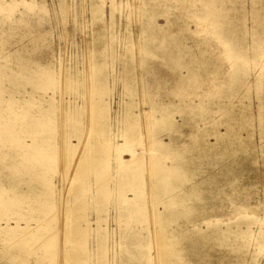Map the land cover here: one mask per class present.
Segmentation results:
<instances>
[{"label": "rangeland", "instance_id": "1", "mask_svg": "<svg viewBox=\"0 0 264 264\" xmlns=\"http://www.w3.org/2000/svg\"><path fill=\"white\" fill-rule=\"evenodd\" d=\"M150 1L0 0V264H264V0L172 7L177 46L151 60ZM161 103L173 124L146 125ZM148 156L184 169L172 207Z\"/></svg>", "mask_w": 264, "mask_h": 264}, {"label": "bare ground", "instance_id": "2", "mask_svg": "<svg viewBox=\"0 0 264 264\" xmlns=\"http://www.w3.org/2000/svg\"><path fill=\"white\" fill-rule=\"evenodd\" d=\"M157 1L158 0H151L150 1V4H151V6H145V7H142V8H139V9H134V11H136V12H138L137 14H138V16L140 17V19L142 20V23H143V25H142V27H141V32L142 33H144L143 35H145L144 37H145V45H144V49L141 51V52H143V54H144V56L142 57L143 59H152L154 56H157V58H166V57H168V56H170V55H172L173 54V52H174V45H176L177 46V44H176V40L173 38V37H171V36H166V37H161L162 35L161 34H163L162 32H163V28H165L166 26H169L170 25V21H169V18H171V9H172V7H174V8H179V9H182L183 7V5L184 4H187V3H189V4H187L188 6H185V8H191L192 9V11H197V12H202V13H213V12H218V11H221V10H219L218 8H214L213 6H210V3L209 2H202L201 3V7H195L193 4L194 3H192V1H190V0H161L162 1V4L161 5H157ZM203 4V5H202ZM141 6V5H140ZM139 6V7H140ZM151 7H155L156 9H153V8H151ZM173 8V9H174ZM224 11V10H223ZM152 17H164L165 18V23H164V25L163 26H160V25H158V24H156V20H154V21H152V22H145L146 20H148V19H150V18H152ZM209 19H208V18ZM203 18H207L208 20H210V18L211 19H216V18H221V19H224V18H226L227 19V17L226 16H221V17H218V16H203L202 17V19ZM156 19V18H155ZM97 20V19H96ZM145 20V21H144ZM95 21V20H94ZM100 23V22H99ZM204 24V23H203ZM202 24V25H203ZM207 24V23H206ZM96 25H97V23H96ZM201 25V26H202ZM93 26H94V23H93ZM2 27V26H1ZM206 27H214L213 25H208V26H206ZM100 29V28H99ZM102 30V29H101ZM100 30V31H101ZM100 33V32H99ZM104 33V32H103ZM161 35V36H160ZM164 35V34H163ZM98 36V35H97ZM101 35H99V37H100ZM157 36H160V38H158L157 39ZM102 38V37H101ZM100 38V39H101ZM96 39V38H95ZM98 39V38H97ZM104 39V38H103ZM8 41V40H7ZM98 41H100L101 42V40H98ZM97 41V42H98ZM103 41V40H102ZM9 42V41H8ZM131 42V41H130ZM103 43H104V41H103ZM96 44V43H95ZM97 46L99 47V45L97 44ZM100 46L101 47H104L105 45L104 44H100ZM101 47H99V48H101ZM131 47V46H130ZM140 51V50H139ZM129 52V51H128ZM259 55V54H258ZM87 60V59H86ZM260 61V60H259ZM96 62V61H95ZM97 62H98V59H97ZM153 62V61H152ZM32 63V62H31ZM175 63V62H174ZM260 63V62H259ZM93 64V63H92ZM154 65V64H153ZM152 65V66H153ZM259 65V64H258ZM151 66V65H150ZM177 66V63H175L174 65H173V67H174V69H175V67ZM262 68L264 67V63H263V61H262V63H261V65H260ZM96 67L98 68L99 66H98V63H96L95 65H94V68L96 69ZM154 67H158V66H154ZM89 68H90V70H91V68H92V66L91 65H89ZM34 69V68H33ZM35 71V70H34ZM93 71H94V73L93 74H95V70L93 69ZM91 75H92V72H91ZM42 72H39V71H35L34 72V78L35 79H39L40 81H41V83H42V80H43V78H42ZM88 77V76H87ZM93 82H95V81H93ZM176 82H177V91H174L173 92V95L174 96H178L179 95V92H178V85H179V80H176ZM44 83H45V81H44ZM97 84H99V83H97ZM85 86V89H86V92L87 91H89L90 92V83L89 82H87V85L86 84H84ZM93 86V85H92ZM96 86V85H95ZM97 86H99V85H97ZM93 88H94V86H93ZM92 88V89H93ZM88 92V93H89ZM169 105L170 104H165V103H161L160 105H154L153 107H152V110L150 109V111H148L147 113H146V115H149V117L146 119V121H147V123H145L146 125H148V126H154V127H158L159 129H161V128H163V127H165V126H171L172 124H173V120L171 119V117H172V114H173V112H171L170 111V109H169ZM160 106H165V107H161V109H160ZM79 109V107H76V110H78ZM170 111V112H169ZM132 114V113H131ZM156 114H160V115H162V117L160 118V119H158L157 117H155V115ZM141 115V114H140ZM143 116L145 115V112H143V114H142ZM141 115V116H142ZM78 116V115H77ZM88 116V115H87ZM129 116H131V115H129ZM136 116V115H135ZM139 117V116H138ZM89 118V117H88ZM134 118V116H131V120H130V118H129V127L131 126V123H130V121H132V119ZM92 120V119H91ZM137 120V119H136ZM145 121V122H146ZM137 122V121H136ZM142 124V123H141ZM133 126V125H132ZM143 126V125H142ZM133 128V127H132ZM132 128L131 129H129L128 131H127V134L126 135H121L120 137H121V139L123 138V137H125V139H124V141H123V143L122 144H116V147H122V146H124L125 144H127V141H128V136H131L132 134L136 137V135H135V133H134V131L132 130ZM147 131V130H146ZM150 135H151V133H150ZM140 136V135H139ZM142 137V136H141ZM140 137V138H141ZM148 137V136H147ZM217 137V136H216ZM137 138V137H136ZM217 139V138H216ZM104 140H105V142H109V140H110V138L108 137V136H106V137H104ZM135 140V139H134ZM206 143V142H205ZM152 144L154 145V146H156V147H158V148H166V147H168L170 144H171V140H169V142L168 143H165V142H163L161 139H159V138H157L156 140H154L153 142H152ZM209 145V144H208ZM207 145V146H208ZM264 145V144H263ZM262 145V147H264ZM72 147H74V146H72ZM117 149V148H116ZM147 150V149H146ZM264 150V149H263ZM36 151V150H35ZM38 152H39V149L37 150ZM155 151H156V149H155ZM261 151H262V148H261ZM28 152V151H27ZM145 152V151H144ZM158 152V151H157ZM175 152V151H174ZM178 152V151H177ZM165 154V153H164ZM164 154L162 153V154H159V156H161V157H164ZM167 155L166 156H172L173 158H175V159H179V156H180V154H178V155H176V154H169V152L168 153H166ZM44 156V155H43ZM159 156H152L151 158L148 156V168L150 169V172H151V174H150V176H155V178L153 177V183H154V187L155 188H157L158 189V195H159V199L160 200H164V199H167V201L169 200V199H171V201H169L168 203H167V205L168 206H170V207H172L173 206V204H175V203H178L179 202V200H182V196L180 197V193H181V191H179L178 193L176 192L177 191V188H179L178 187V184H176L175 182L174 183H172L174 180H175V176H178V175H181V172L183 171L184 172V169H182L181 170V168H180V166H176V165H174L173 167H174V169H169L165 164H164V162H162L161 161V159H160V157ZM159 160H158V159ZM144 160L145 159H142V157H140V156H138V157H135L134 159H132V161H131V164H134V163H137V164H146V162L144 163ZM146 161V160H145ZM79 165V164H78ZM81 165V164H80ZM80 165H79V167H80ZM120 166V165H119ZM78 167V169L76 170V168L77 167H74L75 168V170H76V172L78 171V173H82V172H84L85 171V168H84V171H83V168H82V166H81V168H79ZM73 168V169H74ZM122 169H124V168H122V167H118L117 169H116V171H118V170H122ZM178 173V174H177ZM76 174V173H75ZM184 174V173H183ZM76 176V175H75ZM133 178L132 177H129V178H127L126 180L127 181H131ZM40 182H41V180L40 179H38ZM181 182V181H180ZM177 183H179V182H177ZM45 184V183H44ZM104 184V183H103ZM46 185V184H45ZM100 185H101V187L100 188H104V185L102 186V184L100 183ZM99 184H98V186H100ZM180 190V189H179ZM104 195V194H103ZM39 201V199H38V197H37V201L36 202H38ZM166 201V202H167ZM55 214V213H54ZM53 214V215H54ZM53 215H51V216H53ZM50 216V217H51ZM49 219V218H48ZM24 228H21V227H19L17 224H15L14 226H9V225H5L1 230L4 232V235H6L7 237H10V236H12V235H14L16 232H23V231H21V230H23ZM160 229V228H159ZM162 231V230H161ZM27 232H29V231H27ZM262 234H264V229H263V231H262ZM25 235V234H24ZM17 236V235H16ZM158 236V235H157ZM165 236V234L164 233H161V234H159V236H158V241L159 242H162V247H161V251L163 252V255H164V257L166 256V253H168V252H171L172 251V248L170 247V246H168L167 244L165 245L163 242V239L165 238L164 237ZM22 237V236H21ZM156 242V241H155ZM157 245H159V244H157ZM156 246V245H155ZM159 249H160V247H159ZM158 250V249H157ZM176 250V249H175ZM160 251V250H159ZM157 255V254H156ZM160 255H161V253H160ZM159 254H158V256H160ZM162 257V256H161ZM26 261V260H25ZM160 262V261H159ZM166 262V261H165ZM165 264H167V263H165Z\"/></svg>", "mask_w": 264, "mask_h": 264}]
</instances>
